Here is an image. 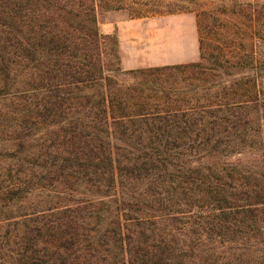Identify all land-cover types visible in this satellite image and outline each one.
Instances as JSON below:
<instances>
[{"label":"trees","instance_id":"obj_1","mask_svg":"<svg viewBox=\"0 0 264 264\" xmlns=\"http://www.w3.org/2000/svg\"><path fill=\"white\" fill-rule=\"evenodd\" d=\"M94 3L0 0L1 260L264 264V0L168 5L198 61L127 72Z\"/></svg>","mask_w":264,"mask_h":264},{"label":"rangeland","instance_id":"obj_2","mask_svg":"<svg viewBox=\"0 0 264 264\" xmlns=\"http://www.w3.org/2000/svg\"><path fill=\"white\" fill-rule=\"evenodd\" d=\"M114 1L95 0L96 23L100 34L114 35L117 39V55L122 71L198 61L195 13L166 11L171 8L168 5L181 6L184 0H121L123 9L112 10ZM220 1L201 0L211 5ZM103 6L107 8L103 9ZM103 52L110 57L108 46L104 47ZM1 199L0 195V236L11 228L8 225L12 218L21 211L15 209V201ZM24 203L21 202V205L24 206ZM1 254L3 252L0 250ZM0 264L8 263L0 258Z\"/></svg>","mask_w":264,"mask_h":264}]
</instances>
